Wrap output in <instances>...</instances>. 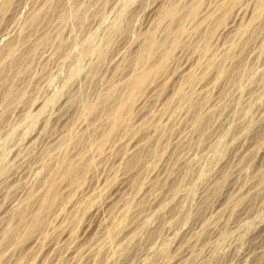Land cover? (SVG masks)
<instances>
[{
    "label": "rangeland",
    "instance_id": "1",
    "mask_svg": "<svg viewBox=\"0 0 264 264\" xmlns=\"http://www.w3.org/2000/svg\"><path fill=\"white\" fill-rule=\"evenodd\" d=\"M0 264H264V0H0Z\"/></svg>",
    "mask_w": 264,
    "mask_h": 264
},
{
    "label": "bare ground",
    "instance_id": "2",
    "mask_svg": "<svg viewBox=\"0 0 264 264\" xmlns=\"http://www.w3.org/2000/svg\"><path fill=\"white\" fill-rule=\"evenodd\" d=\"M195 5H197V4H195ZM195 8H196V6H191L188 9H186V13L184 14L185 17L192 16L194 14ZM176 15H177V10L171 9V8H167V9L165 8V10H163V12H162V16H164L170 20L175 18ZM151 41H152V39L150 37V39H148L145 42V45H144L145 49H144V51L140 52V55L137 57V63H139V64L145 63L148 60L150 50H151V48H150ZM175 44L176 43H174L173 46ZM169 57H170V52L169 51L165 52L162 55V59H161L159 64L155 65L154 67H152L147 72H142L141 74L136 75L134 79L128 80V82L126 83V86H125L126 95L124 96V99H119L117 94L114 92V93H111V95H109L108 97H107V95L105 97L103 96L104 98L101 100V103L99 102L100 103L99 106L91 105V106L87 107L85 105L87 107L88 111L90 112L88 114H91V112L93 113L96 110L99 111V109L102 108L104 115L106 116L107 120L109 121L108 131H110V133H112L117 128L119 116L126 109L127 103H130L133 101L135 94L140 90V88L143 86V84L148 79H150L151 76H155L156 73L162 69L165 60H167ZM4 94L5 95L3 97L6 99L7 102H11L13 100V95H12L13 93L11 94V92L9 90L7 93H4ZM132 161H133V159H132ZM62 164L65 167L63 169H58L56 171V174L59 175L60 177H62L64 180L73 179L80 171L78 168H75L72 165H70L68 167V160L67 161L63 160ZM133 164H134V162H133ZM129 165H130V163H129ZM55 196H56L55 187L51 186L47 189V191L45 192V194L43 196V202L45 204V207L40 205L38 207V209L30 216L29 220L25 216V214L28 210V205H26L25 209L22 212H19L17 214V220H18L19 224L25 225L28 229L26 236H28L33 230H36L37 228L41 227L40 225L44 221V215L46 214V212L50 208L51 204L53 203L52 199ZM13 236H14L13 234L7 235L4 238V241L9 243L13 239Z\"/></svg>",
    "mask_w": 264,
    "mask_h": 264
}]
</instances>
